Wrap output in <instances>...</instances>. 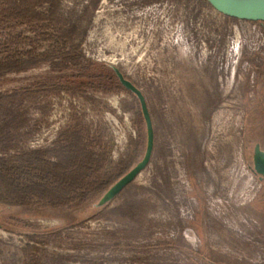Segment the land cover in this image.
<instances>
[{
  "label": "rangeland",
  "instance_id": "obj_1",
  "mask_svg": "<svg viewBox=\"0 0 264 264\" xmlns=\"http://www.w3.org/2000/svg\"><path fill=\"white\" fill-rule=\"evenodd\" d=\"M115 67L155 141L101 205L148 144ZM262 105L264 22L207 0H0V264H264Z\"/></svg>",
  "mask_w": 264,
  "mask_h": 264
},
{
  "label": "water",
  "instance_id": "obj_2",
  "mask_svg": "<svg viewBox=\"0 0 264 264\" xmlns=\"http://www.w3.org/2000/svg\"><path fill=\"white\" fill-rule=\"evenodd\" d=\"M211 6L220 13L240 20L264 22V0H207ZM122 85L138 96L141 102L143 114L148 128V144L146 154L131 171L123 176L103 196L100 204L111 201L124 187L131 183L137 175L149 164L155 141V133L152 117L148 108L147 100L142 90L128 79L119 68H114ZM255 171L264 175V152L257 146L255 155Z\"/></svg>",
  "mask_w": 264,
  "mask_h": 264
},
{
  "label": "flooded vegetation",
  "instance_id": "obj_3",
  "mask_svg": "<svg viewBox=\"0 0 264 264\" xmlns=\"http://www.w3.org/2000/svg\"><path fill=\"white\" fill-rule=\"evenodd\" d=\"M262 115H261V120H260V128H263L264 129V105H262ZM257 127V128H259ZM257 146L260 148L261 151L264 152V146L262 145L261 142H255L254 144V148H253V164H254V168L253 170L255 171V155H256V149H257ZM255 173L258 175L260 181L264 182V175L258 173L255 171Z\"/></svg>",
  "mask_w": 264,
  "mask_h": 264
},
{
  "label": "built area",
  "instance_id": "obj_4",
  "mask_svg": "<svg viewBox=\"0 0 264 264\" xmlns=\"http://www.w3.org/2000/svg\"><path fill=\"white\" fill-rule=\"evenodd\" d=\"M224 15V14H223ZM224 16H226V15H224ZM238 20H240V19H238ZM239 43H240V40H237L236 41V43H234L236 46H235V49L237 48H239L240 49V45H239Z\"/></svg>",
  "mask_w": 264,
  "mask_h": 264
}]
</instances>
